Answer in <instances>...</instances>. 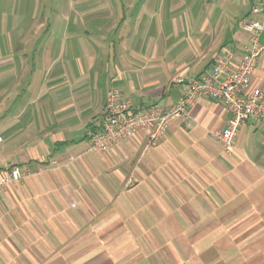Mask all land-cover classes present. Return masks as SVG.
<instances>
[{"label":"crops","instance_id":"1","mask_svg":"<svg viewBox=\"0 0 264 264\" xmlns=\"http://www.w3.org/2000/svg\"><path fill=\"white\" fill-rule=\"evenodd\" d=\"M252 4L111 0L66 16V56L53 31L28 42L0 80V167L24 174L0 190V264H264V118L225 149L213 133L226 107L201 97L157 143L146 131L104 152L87 143L109 88L170 106L177 76L239 53ZM251 84L264 88V49Z\"/></svg>","mask_w":264,"mask_h":264},{"label":"built area","instance_id":"2","mask_svg":"<svg viewBox=\"0 0 264 264\" xmlns=\"http://www.w3.org/2000/svg\"><path fill=\"white\" fill-rule=\"evenodd\" d=\"M249 14L240 24L247 40L241 51L225 49L222 56L214 57L212 66L201 78L177 76L174 81L182 84L184 90L174 104L134 106L117 88H109L104 107L87 132L89 148L104 152L140 131H146L148 140L157 143L174 120H186L188 109L201 97L225 105L229 118L213 136L225 149L231 148L244 121L264 118V88L251 84L253 67L264 49V0H253ZM23 176L15 164L0 167V190L15 185Z\"/></svg>","mask_w":264,"mask_h":264},{"label":"rangeland","instance_id":"3","mask_svg":"<svg viewBox=\"0 0 264 264\" xmlns=\"http://www.w3.org/2000/svg\"><path fill=\"white\" fill-rule=\"evenodd\" d=\"M110 1L0 0V80L12 77L14 68L16 70V67L21 64L20 58L33 54V48L28 47V42L33 38H39L38 42L44 43L50 31L54 32L53 44L56 45L54 54L59 57L64 49L66 56V48H62L61 44L63 27L68 22V18L74 16L72 13L74 14L79 9L94 7L98 3L107 4ZM40 49L37 48L36 51H40ZM79 51L76 48L73 53H68L78 57L81 55ZM71 62L74 64V61ZM73 68H76V65ZM6 74L10 76H6Z\"/></svg>","mask_w":264,"mask_h":264}]
</instances>
